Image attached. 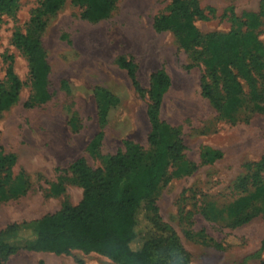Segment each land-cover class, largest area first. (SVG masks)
I'll return each instance as SVG.
<instances>
[{
    "label": "rangeland",
    "instance_id": "rangeland-1",
    "mask_svg": "<svg viewBox=\"0 0 264 264\" xmlns=\"http://www.w3.org/2000/svg\"><path fill=\"white\" fill-rule=\"evenodd\" d=\"M201 9L215 11L208 21L196 22L202 34H227L231 30L228 10L240 17L258 13L261 0H196ZM169 0H119L110 15L98 22L80 18V11L66 2L46 19L41 47L49 68L43 105L27 108L31 95L25 60L11 45L16 30H24L36 0H21L12 16L0 20V80L13 59V70L22 88L17 102L0 113V150L16 158L13 174L23 173L27 193L0 203V230L8 225L38 220L74 207L82 190L68 171L78 159L90 169L101 159L114 155L131 141L146 148L149 124L147 98L133 90L118 57L136 65V78L143 89L149 76L163 71L170 79L160 118L177 130L183 140L184 157L197 166L184 177L171 179L160 192L156 206L162 221L171 228L189 256V264H264V215L251 222L227 227L224 222L206 219L209 208L220 209L234 196L231 187L243 174V166L257 162L264 154V116L247 123L221 120L200 93L202 68H190L191 57L182 50L171 32H156L153 20L166 13ZM226 13L227 17H223ZM264 24L258 39L264 47ZM104 90L117 99L107 114L100 159L87 147L100 131L96 92ZM205 149L218 151L222 158L201 165ZM61 188L52 192V187ZM144 227L141 221L140 230ZM139 242V241H138ZM139 243L133 245L137 248ZM2 264H115L105 257L77 250L67 255L18 252Z\"/></svg>",
    "mask_w": 264,
    "mask_h": 264
},
{
    "label": "trees",
    "instance_id": "trees-1",
    "mask_svg": "<svg viewBox=\"0 0 264 264\" xmlns=\"http://www.w3.org/2000/svg\"><path fill=\"white\" fill-rule=\"evenodd\" d=\"M21 0H0V20L12 16ZM25 29L16 30L11 45L25 60L31 95L27 108L45 104L49 68L41 47L46 19L69 2L88 22L106 19L119 0H36ZM164 14L153 20V29L171 32L179 47L189 53L190 68L201 67V96L217 116L230 124L247 123L257 115L264 116V47L258 37L264 24V0L258 13L237 17L228 10L231 30L227 34L202 35L196 22L208 21L215 11L201 9L196 0H169ZM223 17H227L226 13ZM264 31V29H263ZM4 77L0 80V113L14 105L22 88L13 70V59L7 57ZM123 70L134 92L147 98L146 118L149 131L146 148L124 141L123 148L101 159V165L90 169L82 159L73 162L68 171L82 190L74 207L38 220L8 225L0 230V264L18 252L67 255L72 250L94 253L115 264H189V256L176 233L161 219L156 200L171 179L193 173L197 166L184 157L185 146L180 134L160 118L164 95L170 79L163 71L149 76L147 89L136 78V65L125 57L115 60ZM97 121L100 131L87 147L89 155L100 159L97 149L102 139L108 111L117 99L104 90L96 92ZM201 165L222 158L218 151L205 149ZM16 158L0 150V203L24 196L28 183L23 173L13 174ZM244 172L231 187L234 199L225 207L204 212L212 222L238 227L264 215V154L243 166ZM61 187H52L57 192ZM144 227L140 230V225ZM139 241V242H138ZM139 243L137 248L133 245Z\"/></svg>",
    "mask_w": 264,
    "mask_h": 264
}]
</instances>
